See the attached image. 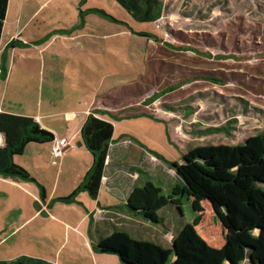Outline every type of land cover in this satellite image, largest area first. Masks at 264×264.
<instances>
[{
  "label": "rangeland",
  "instance_id": "1",
  "mask_svg": "<svg viewBox=\"0 0 264 264\" xmlns=\"http://www.w3.org/2000/svg\"><path fill=\"white\" fill-rule=\"evenodd\" d=\"M45 1L49 0L41 2ZM161 1L163 13L156 23L135 21L115 0L48 3L54 23L71 15L69 7L81 9L80 13L100 9L109 20L91 12L84 13V20H92L93 26L97 20L102 24L99 30L107 34L125 29L124 39L119 35L102 43L110 54L84 59L95 68L99 61L101 67L99 73H86L90 87L83 90L84 101L94 95L95 84L103 82L105 89H111L118 80L125 84L124 88L119 84L116 97L118 107L126 108L117 114L119 117L107 115L114 122V139L119 141L116 148L111 145L108 155H116L112 159L120 174L111 182L124 187L134 198H129L131 206L120 210L116 222H107V228L125 229L135 239L171 248L177 235L190 224L214 249L217 264H264V221L252 228L240 224L238 230L234 229L227 222L225 209L189 185L180 170L183 156L195 148L242 145L264 133V0ZM34 11H25L23 24ZM44 14L46 11L34 18L24 33V38L32 42L34 56L36 40L42 37L39 31L52 28ZM133 32H146L155 38L134 37ZM11 60L7 69L16 63L40 72L36 59L20 63L17 58ZM70 60L81 63L82 59ZM38 74L24 82L27 90L19 91L26 103L16 106L18 111L36 108L41 90ZM50 76L46 74L44 98ZM12 88L13 84L10 94ZM107 103L115 105L114 100ZM101 201L111 207L121 205L112 194ZM146 213H151L153 220L147 219ZM79 246L74 252L77 258H73L77 264H89L86 250ZM238 249L243 252L241 257L236 256ZM50 250L35 254L49 256ZM68 253L62 252L61 261Z\"/></svg>",
  "mask_w": 264,
  "mask_h": 264
},
{
  "label": "crops",
  "instance_id": "2",
  "mask_svg": "<svg viewBox=\"0 0 264 264\" xmlns=\"http://www.w3.org/2000/svg\"><path fill=\"white\" fill-rule=\"evenodd\" d=\"M41 1L9 0L8 2L0 40V75L5 74L4 77H0V115L31 117L41 128L54 135V142L66 141L69 145L58 159L53 154L54 142L30 144L23 155L14 158V162L25 169L35 182L0 176V264L20 258L39 260L46 264H77L73 256L77 258L74 252L79 245L86 250L89 264H121L116 256L99 254L94 250L101 239L116 231L126 232L135 237L125 229L107 228V222H112L111 219L116 222L120 210L131 206L129 198H134L124 187H117L111 182L116 179L117 169L119 170L117 162L114 163L112 159L116 155L107 157L97 199H93L85 191L80 192L71 202L62 199L69 198L84 183L93 164V156L80 137L87 118L97 110L119 117L117 114L126 108L118 107L117 104L119 80L114 82L116 85L113 84L111 89H105L103 82L99 85L95 84L94 95L86 97L89 98L87 101H84L83 91L84 88L90 87L86 81L90 78L86 73L96 74L101 69L99 61L95 68L92 62L84 59H99L101 56L104 57V53L110 54L102 43L119 38V35L124 39L125 29L121 32L117 31V34L114 32L107 34L99 30V26L102 27L101 23L95 20L97 25L93 26L92 20L87 17L85 20L80 18L81 9L75 11L71 7H69L71 13L69 17H61L54 23L48 11H53L49 8L50 0ZM66 6L62 4V9H66ZM26 10L35 11L23 24ZM45 11L52 28L45 27L39 31L42 37L36 40L37 53L34 56L30 47L32 42L24 38V33L34 18ZM48 20H44L46 25L47 22L49 23ZM116 50H119L117 46ZM112 53L115 55L113 51ZM12 57L17 58L19 63L26 59L28 61L36 59L40 65V72L32 71L31 68L29 71L23 66L18 67L16 63L12 68L7 69V63L11 64ZM75 58L82 59L81 63L70 60ZM64 59L68 60L63 63L66 66L62 65ZM106 64L108 67L107 61ZM36 73H39L41 87L36 108L25 112L18 111L16 106L26 103L19 91L27 90L24 82L31 81ZM48 73L51 76L44 98V83ZM12 84L13 91L10 94ZM120 85L124 88L125 84L121 82ZM58 90L61 91L60 94L57 93ZM102 90L105 91L102 93ZM109 100H114L115 105L112 104V107L108 105ZM102 117L114 125L113 120L108 119L107 115ZM112 142L114 148L119 144L114 136ZM4 143V136L0 134V148ZM108 194L118 197L121 205L111 207L110 204H103L101 200ZM136 217L140 216L136 215ZM43 249H51L52 252L49 256L35 254ZM65 250H69V253L61 261V254Z\"/></svg>",
  "mask_w": 264,
  "mask_h": 264
},
{
  "label": "trees",
  "instance_id": "3",
  "mask_svg": "<svg viewBox=\"0 0 264 264\" xmlns=\"http://www.w3.org/2000/svg\"><path fill=\"white\" fill-rule=\"evenodd\" d=\"M115 1L140 23H156L163 13L161 0ZM8 2L9 0H0V40ZM88 12L106 19L109 17L100 9ZM88 12H81L80 18L84 20V13L87 15ZM133 34L146 39L155 38L146 32ZM4 76L5 74L0 75ZM106 115L108 114L97 110L87 118L80 137L93 156V164L84 183L62 201L71 202L82 191L97 199L115 131L113 123L102 117ZM0 134L5 140L4 146L0 148V176L35 182L25 169L14 162V158L23 155L30 144L53 143L54 135L41 128L31 117L11 114L0 115ZM173 166L178 167L176 163ZM180 170L189 185L199 188L214 204L225 209L227 222L234 229L238 230L240 224L247 229L252 228L264 221V133L250 137L242 145L195 148L183 156ZM150 214L146 213L145 216L153 220ZM94 250L99 254L116 256L121 264H217L214 249L190 224L177 235L171 248L116 231L101 239ZM242 253L238 249L236 256L241 257ZM29 262L46 264L28 258L1 264Z\"/></svg>",
  "mask_w": 264,
  "mask_h": 264
},
{
  "label": "built area",
  "instance_id": "4",
  "mask_svg": "<svg viewBox=\"0 0 264 264\" xmlns=\"http://www.w3.org/2000/svg\"><path fill=\"white\" fill-rule=\"evenodd\" d=\"M69 143L66 141H55L53 144V154L56 159L61 158Z\"/></svg>",
  "mask_w": 264,
  "mask_h": 264
}]
</instances>
